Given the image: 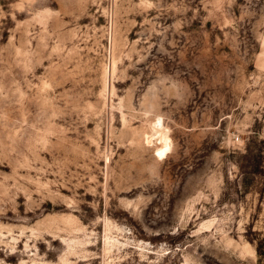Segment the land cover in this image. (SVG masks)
<instances>
[{"label":"rangeland","instance_id":"rangeland-1","mask_svg":"<svg viewBox=\"0 0 264 264\" xmlns=\"http://www.w3.org/2000/svg\"><path fill=\"white\" fill-rule=\"evenodd\" d=\"M0 264H264V0H0Z\"/></svg>","mask_w":264,"mask_h":264}]
</instances>
